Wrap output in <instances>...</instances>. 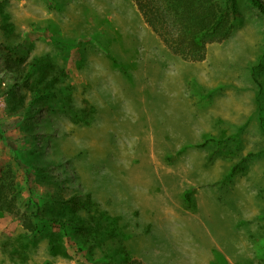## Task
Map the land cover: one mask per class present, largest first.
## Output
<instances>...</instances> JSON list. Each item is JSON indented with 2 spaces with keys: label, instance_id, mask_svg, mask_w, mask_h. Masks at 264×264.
Instances as JSON below:
<instances>
[{
  "label": "rangeland",
  "instance_id": "374dc122",
  "mask_svg": "<svg viewBox=\"0 0 264 264\" xmlns=\"http://www.w3.org/2000/svg\"><path fill=\"white\" fill-rule=\"evenodd\" d=\"M237 4L233 33L204 61L156 70L163 44L134 0H0V54L21 73L45 68L52 95L27 117L0 91V177L11 170L19 191L17 214L0 213V264H264V22ZM45 119L55 135L41 147L29 127ZM210 134L222 152L195 147Z\"/></svg>",
  "mask_w": 264,
  "mask_h": 264
},
{
  "label": "trees",
  "instance_id": "16d2710c",
  "mask_svg": "<svg viewBox=\"0 0 264 264\" xmlns=\"http://www.w3.org/2000/svg\"><path fill=\"white\" fill-rule=\"evenodd\" d=\"M249 1L258 11L264 22V0ZM134 2L144 23L161 40L167 50L171 54L188 62L197 63L204 61L207 46L228 40L236 27V22L241 18L237 0H134ZM0 61L7 67L6 72L0 74L1 93L5 94L15 105L17 103L22 106L27 117L29 113L37 114L43 112L42 107L48 106V101L52 99L50 92L45 89V86L50 87V80L46 78L45 68L43 69L39 66L40 69H38L37 64H30L27 72L21 73L19 66L5 57V55L0 54ZM2 80H4V85L1 87ZM17 88H29L31 99L25 102L21 98L22 95L18 92ZM32 119H35L33 115ZM48 120H43V125L40 127L35 124H31L29 127L30 131L44 132V134L39 136L42 139L40 143L41 147L46 146L47 142L55 135L50 128L52 123ZM33 140L35 141V139ZM221 144H223L222 139L210 134L195 147L207 149L215 146L216 149H219L218 152H222ZM40 153L37 156L36 162L51 173V175H48L50 180L63 184L61 175L53 174V169L51 170V168H55V165L51 166L52 163L43 160V155ZM214 153L208 154L209 159H212ZM223 154L224 157H228L227 151H223ZM52 156L54 155L49 153L46 158L52 159ZM57 165L58 168H63L62 164ZM34 169L35 174L44 177L42 175L43 171L39 168ZM235 171V166H231L226 176L231 178ZM74 196H76V193H73L72 197ZM191 196V192L184 194V201L187 204H191ZM53 202L59 205L66 203L71 205L77 204L72 198L70 201L59 198ZM18 203L19 191L15 177L11 170H7L0 177V213L15 216L17 214ZM40 209L42 210L41 206ZM41 210L38 220L51 223L62 231L81 233L85 229L84 223L72 217H51L44 214ZM23 223L25 229L30 231L33 229L29 220L23 221ZM83 248V246H78L77 250L81 251ZM122 264L143 263L130 260Z\"/></svg>",
  "mask_w": 264,
  "mask_h": 264
},
{
  "label": "crops",
  "instance_id": "0c3cea01",
  "mask_svg": "<svg viewBox=\"0 0 264 264\" xmlns=\"http://www.w3.org/2000/svg\"><path fill=\"white\" fill-rule=\"evenodd\" d=\"M157 48H158V51H157V52H159V53L161 54V56H160V57H161V61H160L159 66L155 67L154 69H156V68L159 69L160 67H161V68H164V66H167V65H165V63H166V62H169V61H170L169 59H170L171 57L175 58L176 61H177V63H180V62H181V59L178 58L177 56H175V55H173V54L170 56V55H169V52H168L166 49H165V52H166V53H164V51L160 50V48H161V49H164V46H163V45H162V47L159 45ZM149 49H150V48H149ZM150 50H151V49H150ZM151 51H152V52H155L154 50H151ZM163 56H164V59H163ZM172 60H174V59H172ZM178 60H179V61H178ZM163 63H164V64H163ZM181 63H182V62H181ZM167 64H168V63H167ZM157 69H156V70H157ZM176 85H177V83H176Z\"/></svg>",
  "mask_w": 264,
  "mask_h": 264
}]
</instances>
